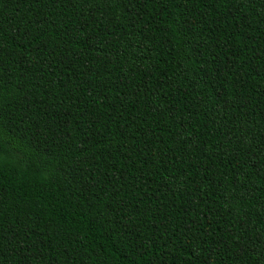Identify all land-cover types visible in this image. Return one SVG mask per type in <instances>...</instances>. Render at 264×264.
I'll use <instances>...</instances> for the list:
<instances>
[{"label":"trees","instance_id":"16d2710c","mask_svg":"<svg viewBox=\"0 0 264 264\" xmlns=\"http://www.w3.org/2000/svg\"><path fill=\"white\" fill-rule=\"evenodd\" d=\"M0 264H264V0H0Z\"/></svg>","mask_w":264,"mask_h":264}]
</instances>
